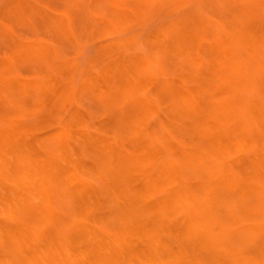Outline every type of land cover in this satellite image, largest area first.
<instances>
[{"label": "bare ground", "instance_id": "6f19581e", "mask_svg": "<svg viewBox=\"0 0 264 264\" xmlns=\"http://www.w3.org/2000/svg\"><path fill=\"white\" fill-rule=\"evenodd\" d=\"M26 1L24 16L48 13L69 35L63 13ZM253 1L221 34L207 3L232 0H164L193 5L188 25H164L171 40L148 56L126 34L98 41L65 79L50 74L53 46L21 40L1 56L0 264H264V26L245 24L264 0ZM16 63L41 74L10 88Z\"/></svg>", "mask_w": 264, "mask_h": 264}, {"label": "rangeland", "instance_id": "374dc122", "mask_svg": "<svg viewBox=\"0 0 264 264\" xmlns=\"http://www.w3.org/2000/svg\"><path fill=\"white\" fill-rule=\"evenodd\" d=\"M18 1L19 0H0V58L1 56H8L10 50L17 46L21 40L28 41L33 47H42V44H46L47 47L53 46L49 47L50 50L53 48L52 54L62 63L60 64L58 62L57 64H54V66L56 65L57 67H53V70L49 73L52 76L61 79H65V75L69 69L68 66L71 62H78L81 65L84 64L96 54L95 52L98 41L107 38H118L124 34L131 36L134 39L132 43L133 48H135V53L148 56L152 52H155L164 41H169L173 38L171 34H163L164 32L162 29L164 28V25L171 22L175 17L180 18L178 21L180 25L182 23L186 25L187 22L185 21L187 20L184 19V15H186L187 11L193 7L192 4H190V6L180 4L181 6L177 8H170L168 3H165L164 0H142L137 3L134 0H117L112 2L102 1V3L93 2L91 0H25L27 3H35L36 5L41 4L43 5L42 7L47 8V11L49 12L55 11L60 14L63 13L65 15L66 25L69 27L67 28L65 26V33L69 29L70 30L67 32L69 34L68 36L61 33L62 36L60 30L56 31L55 28L50 25L51 22H47L51 18L50 15H47L48 13H45V16L33 13L24 16ZM249 1L252 3L254 2L253 0H232L230 3H207V6L209 5L213 7L214 12H211V14L221 23V34L226 31V25L232 23V20L234 22L232 16L233 11H236V8L240 7L242 3H247ZM67 2L72 3L71 7H73L71 8L70 4ZM155 2L157 3L155 4ZM65 3L67 4L65 5ZM215 3L220 4V7H215L217 5ZM63 4L65 5V8ZM77 9H80L79 12L81 14ZM103 9L105 11H103ZM262 9L263 15L259 16L256 20H250L245 23L247 27L252 28L256 26V29H260V27L264 26V3ZM71 11H75V13H72ZM97 11L100 13H106L100 14ZM107 11L109 13H107ZM114 11H116L117 14H115L116 12L114 13ZM78 13L82 15V18L80 16V18H76ZM18 19H20V21ZM38 22H41V24ZM107 23H112L114 27L106 35H102L98 32V28L102 29ZM44 28L46 29L44 30ZM48 29L49 35L47 37L46 34L48 33ZM53 29L60 37L54 33ZM87 31L90 33H87ZM72 35L74 38H71ZM51 36L52 38H50ZM66 36H70V39L68 38L69 41ZM62 38H65L66 41L62 40ZM71 51H73V53ZM63 62L65 65H63ZM67 63L69 65H67ZM21 65L22 64L20 63L13 64L12 71L10 70V75L13 80V82L11 81V83H9L10 88L13 87L18 76L37 77L41 74L38 71H32V67L29 64L23 63V65ZM58 66L61 67L58 68ZM66 69L67 72L65 71ZM82 102L83 104L85 103V105H83L85 107H97V104L93 103L89 96L83 97ZM94 104L96 105L92 106ZM28 116L34 118H39V116L42 117V115L39 114ZM45 116L52 120L53 116ZM54 118L55 117H53V119ZM58 120L59 118H56V121Z\"/></svg>", "mask_w": 264, "mask_h": 264}]
</instances>
